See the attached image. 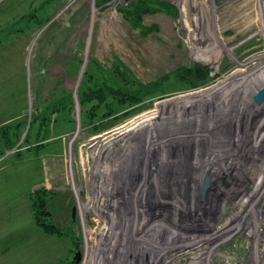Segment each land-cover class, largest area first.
Here are the masks:
<instances>
[{
  "label": "rangeland",
  "instance_id": "rangeland-1",
  "mask_svg": "<svg viewBox=\"0 0 264 264\" xmlns=\"http://www.w3.org/2000/svg\"><path fill=\"white\" fill-rule=\"evenodd\" d=\"M160 1L172 10L146 14L157 29L143 35L121 12L132 0H0V209L31 201L46 165L66 264H254L245 235L264 191V94L222 88L264 69V0ZM46 52L70 82L42 77L35 95ZM95 62L145 87L97 133L79 96ZM207 157L223 172H202ZM206 174L214 186L201 191Z\"/></svg>",
  "mask_w": 264,
  "mask_h": 264
},
{
  "label": "trees",
  "instance_id": "trees-1",
  "mask_svg": "<svg viewBox=\"0 0 264 264\" xmlns=\"http://www.w3.org/2000/svg\"><path fill=\"white\" fill-rule=\"evenodd\" d=\"M156 3L162 5V7H157ZM160 9L167 12H171L172 10L170 4L161 2L160 0H132L131 3L121 8V12L131 26L140 27L142 34L148 35L153 28L157 29V27L155 25H153V27H145L143 19L146 14L156 13ZM93 65L94 67H98V70H96V73L92 71L87 73L88 75L85 76L84 87L81 88L79 96L82 105V125L91 126L92 132L97 133L109 127L113 121L116 122L117 119L122 118L124 113L112 119L113 121H107L114 114L120 112L125 106L128 108L137 103V101L141 99V93L144 91L145 87L135 80L136 78H132L131 76L130 78L128 74L120 70V66H116L112 71L110 70L107 72L102 67L96 66V62L93 63ZM111 101L115 102L118 108L113 106ZM56 109L59 108L56 107ZM70 109H72V105ZM139 109L140 107H134L126 113H133ZM45 140L46 139L41 137L36 138V147L38 148L45 145ZM31 147L32 145L27 148L30 149ZM49 193V190L46 188H41L37 190L31 198L37 224L45 232L67 235L51 220L53 213L50 212L47 214L46 212V208H48L50 203Z\"/></svg>",
  "mask_w": 264,
  "mask_h": 264
},
{
  "label": "crops",
  "instance_id": "crops-1",
  "mask_svg": "<svg viewBox=\"0 0 264 264\" xmlns=\"http://www.w3.org/2000/svg\"><path fill=\"white\" fill-rule=\"evenodd\" d=\"M45 57L47 59L43 71L44 76L41 75L37 83L35 95L39 92L42 77L55 82L57 88H62L63 82L64 84L70 82L67 71L65 70L66 74L64 76L62 75L63 67L58 68L59 65L55 66V56H51L46 52ZM70 60L68 58L66 62L61 64H64L65 67ZM47 71L49 72L46 75ZM52 89L54 88L52 87ZM63 93L62 97L59 94L55 95L54 100L58 101L65 97ZM44 168L45 173L41 180L31 187L33 192L41 188L49 190V185L46 182L47 166L45 165ZM29 194L30 192L25 204L23 202L10 203L0 209V264H66L65 261L70 248L69 243L64 246L65 235L45 232L37 224Z\"/></svg>",
  "mask_w": 264,
  "mask_h": 264
},
{
  "label": "bare ground",
  "instance_id": "bare-ground-1",
  "mask_svg": "<svg viewBox=\"0 0 264 264\" xmlns=\"http://www.w3.org/2000/svg\"><path fill=\"white\" fill-rule=\"evenodd\" d=\"M264 70V69H263ZM261 71V72H258V71H256V72H252L251 73V75H248V77L247 78H235V79H237V81H241V85H239V84H237V85H239V86H237V85H233L230 89H223L222 88V90H223V93H224V96L226 95H229L230 94V96L231 97H234V94H231V91H235V93L237 92H244L243 94H245L246 96H248L249 98H252L253 99V97H254V95L256 94V92L258 91V89H260L261 88V86H260V84L264 81V71ZM249 74V73H248ZM246 75V74H245ZM244 79V80H243ZM231 82H234L233 81V79L229 82V83H231ZM259 85V86H258ZM264 86V85H263ZM237 95V94H236ZM241 97V96H240ZM251 99V100H252ZM238 100V99H237ZM250 100V102L252 103V101ZM248 101V100H247ZM246 101V102H247ZM231 102H232V99H231V101H229L228 103L230 104V106H231ZM234 102V101H233ZM244 105V104H243ZM211 107V106H210ZM238 108H240V110H241V107H238ZM240 110H238V112H240L241 113V111H243V108H242V110L240 111ZM213 111V110H212ZM209 113H211V114H213V118L215 119V121H216V114H215V111H213V113L212 112H209ZM208 113V114H209ZM218 117V116H217ZM237 117V116H236ZM218 120V119H217ZM196 121H198V119L197 120H195V123H196ZM230 124V123H229ZM213 132V131H212ZM219 133V132H218ZM210 136V135H209ZM149 139V138H148ZM206 141V140H205ZM210 142V141H209ZM211 146H213L212 144H211ZM211 149H212V147H211ZM193 156V155H192ZM198 156H199V154H198ZM201 156V155H200ZM182 157V156H181ZM207 159H208V161H205L206 163L205 164H202V165H199L198 167H200V169H201V171L203 172L204 171V173H207V172H209V171H212V172H215V173H217V174H219L218 173V171L219 172H223V171H221V170H223L224 168H223V165L222 164H220V165H218L219 163V161L218 160H216V161H214L211 157H207ZM227 160V157H225L224 158V161H226ZM183 162V161H182ZM217 164V165H216ZM196 167V166H195ZM180 168H182V167H180ZM197 168V167H196ZM220 168H223V169H220ZM198 170V169H197ZM214 170V171H213ZM181 172V171H180ZM198 173H200V172H198ZM223 231V230H222ZM232 232V231H231Z\"/></svg>",
  "mask_w": 264,
  "mask_h": 264
},
{
  "label": "built area",
  "instance_id": "built-area-1",
  "mask_svg": "<svg viewBox=\"0 0 264 264\" xmlns=\"http://www.w3.org/2000/svg\"><path fill=\"white\" fill-rule=\"evenodd\" d=\"M14 151H15L14 148L12 150H10L11 153H13ZM262 162L264 163V159L262 160ZM213 186H214V182H212L211 188ZM210 189L207 188L206 191H208ZM247 197H249V196H247ZM248 199L249 198H246V201ZM254 200H256L258 202L256 203L254 201V206L248 214L249 216H251L250 220H253L252 224H250V225H251V229H253L254 233H252V234L247 233L245 235L250 240L249 245L247 246L248 251L246 252L245 257H247V258L252 257L254 264H264V238L260 239L259 237L258 238L256 237L257 234L255 235V230L257 232L258 228H264V218H262V217H264V191L260 192V195H258L257 198H254ZM200 225H202V224H200ZM252 237H255V238H252ZM262 242H263V245H262ZM239 258H241L242 262L244 261L242 258L241 252H240ZM229 261L231 262V260H229ZM227 264H229V262H227ZM241 264H244V263H241Z\"/></svg>",
  "mask_w": 264,
  "mask_h": 264
},
{
  "label": "water",
  "instance_id": "water-1",
  "mask_svg": "<svg viewBox=\"0 0 264 264\" xmlns=\"http://www.w3.org/2000/svg\"><path fill=\"white\" fill-rule=\"evenodd\" d=\"M264 94V88L263 87H261L260 89H258V91L256 92V94L254 95V98H255V100H260L261 99V97H262V95ZM209 179H210V177H209V175L208 174H206L205 176H204V179L202 180L203 182L201 183V187H202V190L203 191H205L207 188H208V186H209ZM75 208H74V210H73V217L75 216ZM80 254V252L78 251L77 252V256Z\"/></svg>",
  "mask_w": 264,
  "mask_h": 264
},
{
  "label": "flooded vegetation",
  "instance_id": "flooded-vegetation-1",
  "mask_svg": "<svg viewBox=\"0 0 264 264\" xmlns=\"http://www.w3.org/2000/svg\"><path fill=\"white\" fill-rule=\"evenodd\" d=\"M201 191H203L202 188H201ZM147 197H148V196H147Z\"/></svg>",
  "mask_w": 264,
  "mask_h": 264
}]
</instances>
